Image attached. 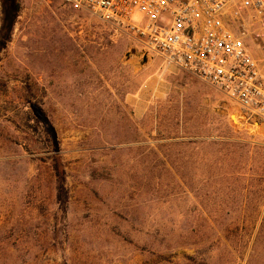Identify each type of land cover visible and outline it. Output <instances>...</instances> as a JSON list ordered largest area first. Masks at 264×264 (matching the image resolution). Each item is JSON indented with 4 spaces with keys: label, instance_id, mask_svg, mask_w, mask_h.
<instances>
[{
    "label": "rangeland",
    "instance_id": "obj_1",
    "mask_svg": "<svg viewBox=\"0 0 264 264\" xmlns=\"http://www.w3.org/2000/svg\"><path fill=\"white\" fill-rule=\"evenodd\" d=\"M18 2L0 32V264H264V128L96 18ZM31 105L57 136L65 204Z\"/></svg>",
    "mask_w": 264,
    "mask_h": 264
},
{
    "label": "built area",
    "instance_id": "obj_2",
    "mask_svg": "<svg viewBox=\"0 0 264 264\" xmlns=\"http://www.w3.org/2000/svg\"><path fill=\"white\" fill-rule=\"evenodd\" d=\"M212 86L264 124V0H57Z\"/></svg>",
    "mask_w": 264,
    "mask_h": 264
},
{
    "label": "trees",
    "instance_id": "obj_3",
    "mask_svg": "<svg viewBox=\"0 0 264 264\" xmlns=\"http://www.w3.org/2000/svg\"><path fill=\"white\" fill-rule=\"evenodd\" d=\"M1 8V44L7 41L9 38V31H11L15 19L19 13V2L18 0H0ZM29 90L26 89V95L29 94ZM26 119L25 123L28 125L29 129L35 134L40 135L44 139V144L47 147V151L50 153L48 159L51 161V170L53 177L55 179V190L56 199L62 204L66 203V191H65V169L63 166L62 158L60 155L59 143L55 132L50 129V125L46 119V113L44 108L35 107L31 105L29 110L25 113ZM33 121V125L29 124ZM215 143V142H212ZM259 236V235H258ZM261 251L256 248L252 253V257L255 259L259 256ZM253 259V260H254Z\"/></svg>",
    "mask_w": 264,
    "mask_h": 264
},
{
    "label": "bare ground",
    "instance_id": "obj_4",
    "mask_svg": "<svg viewBox=\"0 0 264 264\" xmlns=\"http://www.w3.org/2000/svg\"><path fill=\"white\" fill-rule=\"evenodd\" d=\"M232 121L234 123L235 126H237L238 128H247L249 130H252V131H259L261 130L262 131V125H257V124H248L247 122L244 121V118H243V115L239 114V113H234L233 114V117H232ZM264 126V124H263Z\"/></svg>",
    "mask_w": 264,
    "mask_h": 264
}]
</instances>
